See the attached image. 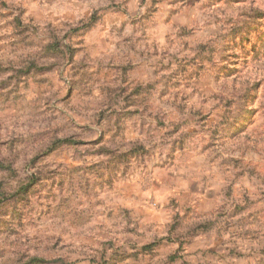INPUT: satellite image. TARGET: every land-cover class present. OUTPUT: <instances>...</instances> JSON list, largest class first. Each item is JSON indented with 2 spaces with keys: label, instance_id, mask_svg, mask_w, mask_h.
<instances>
[{
  "label": "rangeland",
  "instance_id": "1",
  "mask_svg": "<svg viewBox=\"0 0 264 264\" xmlns=\"http://www.w3.org/2000/svg\"><path fill=\"white\" fill-rule=\"evenodd\" d=\"M0 264H264V0H0Z\"/></svg>",
  "mask_w": 264,
  "mask_h": 264
}]
</instances>
